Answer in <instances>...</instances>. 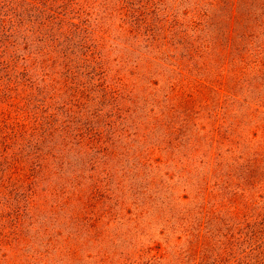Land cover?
Here are the masks:
<instances>
[{
	"label": "rangeland",
	"instance_id": "obj_1",
	"mask_svg": "<svg viewBox=\"0 0 264 264\" xmlns=\"http://www.w3.org/2000/svg\"><path fill=\"white\" fill-rule=\"evenodd\" d=\"M64 2L70 6L58 11L70 23L53 40L56 48L22 41L0 8V126L18 167L0 171V264H256V257L264 264V174L260 187L243 191L214 184L218 172L210 177L209 201L250 202L220 207L233 209V218L219 233L204 226L207 253H190L184 227L170 219L169 207L201 201L196 183L207 162L264 154L262 130L253 131L264 115L250 123L251 108L188 75L194 65L201 75L202 65L186 43L215 34L208 27L219 8L208 0ZM260 32L248 47L251 74L260 49L264 58ZM180 72L191 79L171 91ZM225 77L231 85L233 73ZM218 98L220 133L230 140L221 144L217 134L210 148L208 112ZM70 129L78 130L62 149L60 134ZM41 157L50 170L36 165ZM63 183L79 189L80 199L65 201ZM231 241L234 252L217 255Z\"/></svg>",
	"mask_w": 264,
	"mask_h": 264
},
{
	"label": "trees",
	"instance_id": "obj_2",
	"mask_svg": "<svg viewBox=\"0 0 264 264\" xmlns=\"http://www.w3.org/2000/svg\"><path fill=\"white\" fill-rule=\"evenodd\" d=\"M208 1L209 6L211 5L219 8V14L211 18L208 27L210 31L215 34L207 39H203L202 42L196 46L194 40L186 43V54L190 56V59H194L195 57L199 58L202 65L201 75H198L197 71H199V68L195 65L194 68L196 73L194 74L192 67V72L188 71V75L194 76L192 80L197 82L198 85L203 83L204 86L207 85L210 89L215 90L219 96L222 90H225L227 99H230V103H233V101H241L243 105H247V109H252L251 112H249V117H251L249 122H256L254 121V117L257 114L262 113V115H264V58H259V55L263 52L262 49L259 50L256 55L257 57L253 60L259 63L257 71L251 74L246 71V68L249 64L247 59L249 57L248 51L250 48L248 49V47H252L254 43L253 39L258 38V34H256L257 30H261V35H264V0ZM66 4L64 0H0L1 10L6 9L7 12L3 15H8L10 27L13 29L14 34L16 33L22 38V41H34L35 39L43 42V47L54 46L55 48L57 45L55 46V41L53 40L61 34V27L66 23H70V18H65L66 13L58 11L60 8L66 10V7L70 6ZM122 8L123 6H118L113 10L121 15ZM202 15L209 18L207 11L202 12ZM134 20H136V18H134ZM213 23L216 27H214ZM260 43H262L264 47V41ZM45 49L47 48L40 49V51H44ZM46 55H49V53H46ZM41 62L43 63L45 60ZM228 70L233 73L231 85L227 82V78L225 77ZM203 71H207L206 75H203ZM189 76L180 72V78L171 85V91H174L175 84L183 83L186 79H191L188 78ZM179 87L181 88V85H179ZM261 88H263V90L260 91ZM251 93L253 97L250 96ZM2 103L3 101L0 99V106ZM221 108H223V106L218 98L213 110L208 112V118L211 119V129L209 130L210 148H212L214 142L218 141L215 139L217 134L222 136V140L219 141L221 144H223L225 140H230L228 139L230 137L228 133H220L218 115L220 114L219 111H221ZM259 128L264 135L263 124L259 125L255 123L253 125L254 132ZM230 129L231 133H233V128ZM75 130L78 129L62 131V134H60L63 136L61 142H64V144L59 145L62 149L67 147L68 142L75 137ZM54 131L56 130L54 129L51 132L53 133ZM4 133L5 130L0 126V171L5 172L7 169L14 168L13 170L15 172V169L18 167L15 165V162H13L11 154L7 152V148L3 149ZM193 146L195 149L194 151H197L198 148H195V142ZM58 154H60V151ZM210 155L211 154H209V156ZM53 156L57 157L56 153ZM263 157V152L261 150H256L249 154L241 153L237 157H234L231 162L223 160L221 156L220 160H216L213 165H211V161V163L207 162L206 164L209 166L208 172L203 175L200 182L196 183V188L201 194V201H197L189 208L182 207L176 209L175 206L169 207L170 219L174 218L179 224L178 226H183V230L187 233L188 250L190 253L196 254L199 248H204L206 253L209 251V249H207L208 244H206L205 241L206 235L202 233L204 226L209 227L210 233L214 231L215 233H219L221 227L224 228V226L226 227V225L230 223L231 220L229 219L233 218L231 216L233 214V209H231L232 211H223L220 207H228L230 209L231 206L232 208L246 206L250 202L209 201L211 198V191L208 190L210 177L214 176L215 172H218V181L214 182V184L219 183V187L224 189L234 187L235 189L243 191L246 190V187L247 189H250V187L251 189L260 187L257 184L261 182L260 177L264 174ZM35 161L38 167H41L42 161H44L43 169L47 167L50 170L46 157L38 158ZM233 177L237 180L235 183L232 179ZM149 182L151 184L152 180ZM67 188L66 183H63L60 187V192L65 201H69L72 198H76L77 200L80 199L81 194L79 189L69 190ZM218 208L219 210H217ZM227 214L228 217H224ZM250 235H253V233ZM20 237L21 236H18L19 239L17 240H20ZM99 237L100 233L96 232L94 239L97 240ZM221 245L223 249L220 253H217V255H221L227 252V250H229V253L234 252L233 246L235 244H232V241L228 242L227 245L221 242ZM210 247L211 245L209 243V248ZM67 251L70 255L75 254V249L73 248H69ZM38 255L41 257L42 254L38 253ZM39 256L38 259L40 260ZM210 256H212V254H210ZM108 258L109 256L104 254L99 262L103 263ZM256 261L258 262H254L256 264L263 263L257 257ZM238 264L252 263L245 260L241 262L238 261Z\"/></svg>",
	"mask_w": 264,
	"mask_h": 264
}]
</instances>
